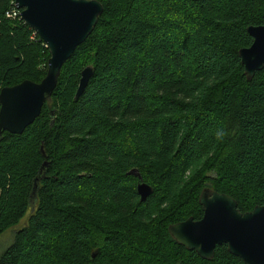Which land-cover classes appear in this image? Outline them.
Here are the masks:
<instances>
[{"label": "trees", "instance_id": "obj_1", "mask_svg": "<svg viewBox=\"0 0 264 264\" xmlns=\"http://www.w3.org/2000/svg\"><path fill=\"white\" fill-rule=\"evenodd\" d=\"M15 1L0 0V92L40 82L51 56L6 16ZM99 1L41 114L0 137V235L18 226L0 264H245L225 244L203 259L169 227L202 218L207 187L264 205V69L248 80L239 57L264 0Z\"/></svg>", "mask_w": 264, "mask_h": 264}, {"label": "water", "instance_id": "obj_2", "mask_svg": "<svg viewBox=\"0 0 264 264\" xmlns=\"http://www.w3.org/2000/svg\"><path fill=\"white\" fill-rule=\"evenodd\" d=\"M197 1V0H195ZM22 20L47 44L50 51L46 76L40 81L24 80L2 88L0 92V137L4 131L21 134L41 114L44 103L52 97L63 65L73 56L95 30L104 5L99 0H16ZM248 33L251 46L242 48L239 57L248 80L264 69V25H251ZM94 74L92 66L81 72L75 94L78 99ZM43 151V148H42ZM46 157V153L43 151ZM47 166L45 161L39 176ZM139 177L137 192L146 201L154 191L138 169L130 171ZM38 185L34 181L33 193ZM199 203L200 219L190 217L169 227L171 236L188 250L206 260L215 257L217 246L227 245L228 251L245 264H264V205L242 212L230 195L205 188Z\"/></svg>", "mask_w": 264, "mask_h": 264}, {"label": "rangeland", "instance_id": "obj_3", "mask_svg": "<svg viewBox=\"0 0 264 264\" xmlns=\"http://www.w3.org/2000/svg\"><path fill=\"white\" fill-rule=\"evenodd\" d=\"M17 228L18 226H15L14 228L8 229L2 235H0V256L6 250V248L13 242V237H14L13 229H17Z\"/></svg>", "mask_w": 264, "mask_h": 264}, {"label": "built area", "instance_id": "obj_4", "mask_svg": "<svg viewBox=\"0 0 264 264\" xmlns=\"http://www.w3.org/2000/svg\"><path fill=\"white\" fill-rule=\"evenodd\" d=\"M6 16L9 19L21 18V9L16 6V2H14V7L6 12Z\"/></svg>", "mask_w": 264, "mask_h": 264}]
</instances>
